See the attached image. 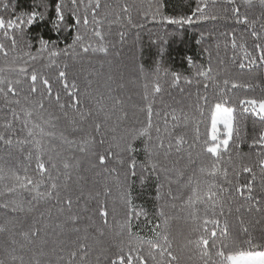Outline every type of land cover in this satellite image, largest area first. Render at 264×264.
<instances>
[{
	"label": "snow or ice",
	"instance_id": "1",
	"mask_svg": "<svg viewBox=\"0 0 264 264\" xmlns=\"http://www.w3.org/2000/svg\"><path fill=\"white\" fill-rule=\"evenodd\" d=\"M161 7L148 0L144 19L161 26L209 20L243 26L239 37L236 29L229 37L234 53L243 50L230 57L235 72L193 64L202 91L190 104L165 103L159 67L150 78L134 55L109 59L120 56L110 49L124 43L128 29L145 28L132 18L134 9L144 10L143 0H59L53 28H74L75 37L64 49L41 38L35 54L25 30L44 14L6 19L15 4L0 0V264H264V130L251 142L258 149L254 160L245 162L241 140L234 139L237 113L264 126V0H199L191 15L179 18L163 16ZM116 24L113 43L107 35ZM45 53L47 64L33 65ZM62 54L79 67L61 64ZM53 66V73L42 71ZM163 71L170 86L180 85V74ZM139 79L137 102L128 85ZM205 111L210 136L206 131L202 138L203 121L193 117ZM137 152L145 157L139 164ZM131 178L141 185L155 180L151 218L133 203ZM141 217L150 225L147 235L135 230Z\"/></svg>",
	"mask_w": 264,
	"mask_h": 264
},
{
	"label": "trees",
	"instance_id": "2",
	"mask_svg": "<svg viewBox=\"0 0 264 264\" xmlns=\"http://www.w3.org/2000/svg\"><path fill=\"white\" fill-rule=\"evenodd\" d=\"M11 4H15V12H5V18L15 17L16 14L21 12H31L33 10L38 11L44 14V18L39 20L26 28V38L31 42L32 48L31 51L33 54L36 53L39 48V39L43 38L51 41L56 45L57 49H64L72 43V40L75 37L76 30L73 28L71 31H64L63 27L59 33L53 28V21L55 17V5L59 0H8ZM105 3L109 4H122V3H141V0H103ZM144 10L134 9L132 11V18L134 23H145V28L143 29H128L126 32L125 40L123 44H116L115 49H110L111 52L120 51V56L115 57L110 56L109 59L113 60H125L127 61L130 55L135 56V62L142 65L143 68L150 74H153L157 67L162 69L160 73L161 82L165 85L166 92L164 94V101L166 104L175 105L177 102L183 104H190L194 99L198 89L202 91L201 85L196 83V67H193V64L196 66H201L207 68L209 65L216 69H226L228 72H235V65L231 62L230 57L235 54L237 58L242 57L243 50L237 49L234 51L231 49L229 37L231 35V30L236 29L237 36L239 37L241 30L243 29L242 25H236L232 20H216V21H202L200 23H195L191 25H184L180 27L178 25L164 24L161 26L157 22H153L150 18L144 19V11L147 10L148 0H143ZM153 4L159 3L162 5L160 11L163 16H171L173 18H179L181 16L191 15L196 8L199 0H151ZM44 5H47V10L45 11ZM211 7V4H210ZM225 8L227 5L224 6ZM218 12H223L224 8L217 7L214 9ZM155 11V8L152 9ZM159 19V17H158ZM66 23L72 24L73 20L70 15L66 16ZM126 23V21H125ZM119 28V25H113L111 34L107 35V38L115 43L119 37L116 35V30ZM149 29L151 31H149ZM228 32V36L222 35V33ZM137 33L139 38H137ZM201 33H204L203 38H201ZM2 39V37H0ZM225 43L229 44V47L225 49ZM239 43V39H238ZM249 47L252 44L251 39L247 40ZM21 48L24 51H28L24 45H21ZM11 55V54H10ZM191 58L192 64L189 63ZM47 54H44L42 60H37L32 62L33 65L39 67L41 65L47 64ZM61 64L67 63L69 69L79 67L77 60L72 59L69 56L61 55L56 58ZM220 61H223L221 64ZM3 63V57L0 56V64ZM166 70L169 74L178 73L181 75V83L179 86H170L171 75H164ZM42 71L53 73L56 71L55 66L48 68H42ZM193 79L192 84H187L184 82L183 78ZM143 80L139 79L135 84H129V94L133 95L134 101L139 102V96L137 93L141 91ZM182 87L184 89L181 92L179 89ZM211 89H209L210 99ZM191 93V96H189ZM259 90L255 95H259ZM239 96L245 95L241 92ZM66 99V97H64ZM156 108L160 107L159 102L155 105ZM141 119H143V114H141ZM194 120L203 121L200 123V132L201 137L203 138L205 132L210 136V123L208 120L207 111L205 115L200 117L198 115L193 117ZM255 118L248 114L237 113V121L234 127L236 131L234 132V139L238 136L241 140V146L239 151L247 158L255 159L256 151L258 149H253L251 147L252 140L258 136L260 131L264 130L259 122L255 125L253 120ZM207 125V128H206ZM230 150H232L230 145ZM235 157V151H233ZM94 159V157L92 158ZM136 159L138 164L142 163L145 160L143 152L136 153ZM31 173V169H29ZM91 175V173H88ZM247 174H241L240 179L243 180L244 176ZM10 182V181H9ZM131 187L130 191L132 194L133 203L136 205L137 209L143 208L148 211L149 216L156 208V182L155 180H150L147 184L141 185L138 178H131L129 181ZM75 186H73L74 188ZM187 189L184 190V198L189 195ZM119 195V190L113 186V198ZM7 199V197H3ZM111 203V201H110ZM180 201H177L179 205ZM81 207H83V200L80 202ZM92 202H90L91 206ZM4 209H0V215L4 213ZM180 211L179 207L175 210ZM139 229H142L141 234H149L148 227L146 225L143 217L140 218L138 222ZM83 226V224H82ZM254 235L259 239L258 231Z\"/></svg>",
	"mask_w": 264,
	"mask_h": 264
}]
</instances>
